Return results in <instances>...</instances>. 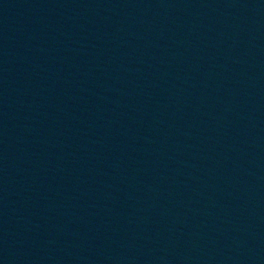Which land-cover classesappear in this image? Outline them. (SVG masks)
<instances>
[{"label":"water","instance_id":"obj_1","mask_svg":"<svg viewBox=\"0 0 264 264\" xmlns=\"http://www.w3.org/2000/svg\"><path fill=\"white\" fill-rule=\"evenodd\" d=\"M0 264H264V0H0Z\"/></svg>","mask_w":264,"mask_h":264}]
</instances>
